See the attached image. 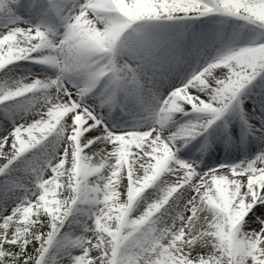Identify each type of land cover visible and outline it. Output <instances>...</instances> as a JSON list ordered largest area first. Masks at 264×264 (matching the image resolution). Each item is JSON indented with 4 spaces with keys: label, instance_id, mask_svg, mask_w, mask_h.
Instances as JSON below:
<instances>
[{
    "label": "snow or ice",
    "instance_id": "obj_1",
    "mask_svg": "<svg viewBox=\"0 0 264 264\" xmlns=\"http://www.w3.org/2000/svg\"><path fill=\"white\" fill-rule=\"evenodd\" d=\"M0 264H264V0H0Z\"/></svg>",
    "mask_w": 264,
    "mask_h": 264
}]
</instances>
